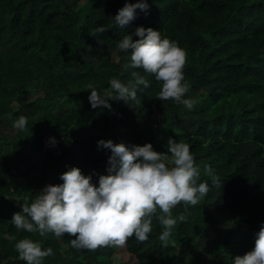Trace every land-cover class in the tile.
I'll return each mask as SVG.
<instances>
[{
    "label": "trees",
    "instance_id": "1",
    "mask_svg": "<svg viewBox=\"0 0 264 264\" xmlns=\"http://www.w3.org/2000/svg\"><path fill=\"white\" fill-rule=\"evenodd\" d=\"M126 2L137 0H0V264H26L15 250L25 238L53 249L42 264H115L113 246L75 249L68 234L41 237L11 222L46 186L63 184L60 176L71 168L92 175L98 187L111 155L98 148L100 140L150 143L160 153L169 138L187 143L201 168L197 183L211 188L187 206V221H178L170 237L175 246L162 245L155 218L147 241L129 238L122 248L131 264H233L254 248L264 225V0H147V13L137 9L121 29L109 19ZM101 26L107 30L95 33ZM138 27L186 51L191 110L157 100L161 82L128 67L131 50L117 44ZM133 71L149 81L137 87V101L91 107L88 84L105 97L111 79L127 85ZM20 116L28 118L27 131L13 127ZM117 133L124 141H116ZM184 208L178 205L173 216Z\"/></svg>",
    "mask_w": 264,
    "mask_h": 264
},
{
    "label": "clouds",
    "instance_id": "2",
    "mask_svg": "<svg viewBox=\"0 0 264 264\" xmlns=\"http://www.w3.org/2000/svg\"><path fill=\"white\" fill-rule=\"evenodd\" d=\"M137 9L147 13V0L126 2L109 20L123 29L136 18ZM106 30L101 26L95 33ZM133 35L139 39L134 41ZM117 47L122 52L131 50L128 67L142 68L161 82L157 100H172L189 110L195 106L194 99L185 98L190 91L183 72L187 53L176 42L162 39L160 32L152 28L138 27L132 35L124 36ZM116 62L119 63V58ZM131 77L127 85L111 79L113 91L105 97L88 84L91 107L111 109L112 100L126 104L129 100L137 101V87L147 88L149 81L137 71ZM27 124L28 118L20 116L13 127L27 131ZM98 148L111 152L107 175L99 176L98 187L92 183V175L85 176L79 168H71L60 176L63 184L48 185L30 205L22 204V211L14 213L11 220L15 228L41 237L51 233L58 239L68 234L75 237L68 242L72 248L95 251L99 247H123L133 236L137 242L147 241L155 218L163 228L159 235L162 245L175 246V239L170 237L178 221H187V206L197 205L211 191L207 182L197 183L201 168L190 152V145L169 138L167 152L160 153L150 143L128 146L100 140ZM203 171L212 173L207 164ZM211 179L213 187L221 186L218 177ZM181 203L185 205L184 211L174 217L172 210ZM4 239L12 241L15 237L5 233ZM15 250L26 264H42L46 257L54 255L52 248L43 249L39 242L28 238L16 242ZM233 264H264V225L255 234L254 248L236 256Z\"/></svg>",
    "mask_w": 264,
    "mask_h": 264
},
{
    "label": "rangeland",
    "instance_id": "3",
    "mask_svg": "<svg viewBox=\"0 0 264 264\" xmlns=\"http://www.w3.org/2000/svg\"><path fill=\"white\" fill-rule=\"evenodd\" d=\"M38 97H42V95H37ZM35 96V97H37ZM64 100H59L57 103H49L50 105H47V109H54L56 108L59 104L63 103ZM116 141L120 142L122 137L117 133L116 135ZM124 141V139H122ZM114 252L116 254V257H114V262L115 264H131L132 258L130 255L126 253V251L122 247H114Z\"/></svg>",
    "mask_w": 264,
    "mask_h": 264
}]
</instances>
